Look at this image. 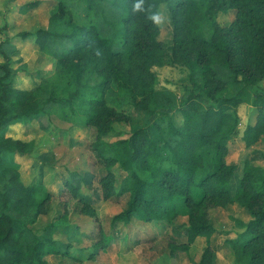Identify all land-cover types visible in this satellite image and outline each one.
<instances>
[{"label":"trees","instance_id":"16d2710c","mask_svg":"<svg viewBox=\"0 0 264 264\" xmlns=\"http://www.w3.org/2000/svg\"><path fill=\"white\" fill-rule=\"evenodd\" d=\"M57 1L46 27L11 37L10 24L0 26V264H46L45 254L58 242L54 227L69 222L66 209L62 222L48 224L39 234L30 227L21 228L11 213L35 211L34 223L53 193L42 183H25L18 167L6 161L8 154H26L31 144L7 137L3 131L16 120L52 109L67 121L96 128L91 145L106 168V174L100 175L104 199L126 197L122 210L112 218L114 225L129 224L134 218L171 225L185 205L187 242L179 246L186 250L198 236H206L207 247L194 264H214L211 237L217 229L210 221V209L237 203L249 216L236 219L240 232L227 231L228 251L236 264H264V166L245 160L239 188L232 194L238 165L226 161V143L240 131L239 108L249 97L256 115L242 139L246 146L264 142V89L260 86L264 0H111L119 11L113 36L102 35L94 23L81 20L71 0ZM81 1L89 9L97 4V0ZM42 2L30 0L24 9L28 12ZM164 4L172 18L171 44L161 39L156 22ZM229 9H236L237 18L223 26L219 12ZM15 37L23 41L34 37L39 51L54 57L53 69L35 72L31 87L16 84L27 65L14 67L22 58ZM57 39L63 44L60 53L52 51V41ZM170 54L190 69L192 88L178 107L182 124H176L172 112L158 101L154 67ZM111 90L131 100L135 115L115 107L123 103L108 99ZM117 121L132 123L129 136L102 140ZM152 126L159 141L153 138ZM116 165L126 172L120 183L113 172ZM67 185L84 208H90L91 202L77 194L78 186L72 181ZM179 246L171 244L173 251Z\"/></svg>","mask_w":264,"mask_h":264},{"label":"rangeland","instance_id":"374dc122","mask_svg":"<svg viewBox=\"0 0 264 264\" xmlns=\"http://www.w3.org/2000/svg\"><path fill=\"white\" fill-rule=\"evenodd\" d=\"M29 1L0 0V26L5 22L9 23L8 32L11 37L20 31H34L40 27H46L50 9L58 3L57 0H44L39 7L26 12L24 6ZM110 1L97 0V4L91 9L81 0H71L70 3L71 7L81 14V20L94 23L102 35L113 36L119 20V11ZM236 16V9L220 11L218 21L223 26H228L237 18ZM156 22L161 28V39L171 44L173 24L167 4L162 6ZM33 39L34 37L23 41L21 38H14V42L21 49L19 56L22 57L20 61L14 63V67L19 69L22 65H27V72H20L16 78V84L20 87H31L35 72H48L55 65L54 57L40 52ZM62 47L63 44L58 39L52 41V51L55 53H60ZM154 70L158 77L156 88L159 91V106H164L172 112L176 124H182L183 119L178 107L179 102L192 88L189 67L176 62L170 54L161 65L155 66ZM219 73L225 74L221 71ZM260 86L264 89V80ZM233 89V87L229 88L228 92L230 93ZM256 91L259 90L255 89ZM107 95L108 99L115 98L123 103L115 107L131 116L135 115L128 97L121 95L118 90H111ZM250 101H252L251 97L248 102L240 106L239 111L242 116L249 115ZM153 117L151 116V119ZM254 117L253 114L252 119ZM113 126V131L101 136L102 140L114 142L128 137L133 130L132 123L128 121H117L113 123ZM151 131L153 138L159 141L157 129L152 126ZM3 134L30 142L31 145L26 154H8L6 161L18 167L25 183L30 184L34 181L42 183L53 193L50 203L46 205V211L34 223L31 220L35 216V211L28 215H21L12 210L11 213L18 219V225L21 228L30 227L42 234L48 224L58 220L63 221L66 209L69 212H67L68 224L58 225L53 229V237L58 242L45 254L46 264H194L201 260L207 247L206 236H198L186 250L179 246L183 244V241L187 242L188 217L185 205L180 207V216L171 225L168 224L167 228H163L160 223L154 225L135 218L129 224L118 222L114 225L112 223V217L121 211V204L126 197L117 198L115 203L104 199L100 175L106 174V168L101 161H97V154L91 145L96 138V128L67 121L60 116L57 109H52L37 117L12 122L4 129ZM260 153L262 154L261 151L258 152ZM241 169L242 165L232 178V194L239 188ZM113 172L118 183L126 175L120 165L114 166ZM68 181L78 186L77 194L91 202L90 208L85 209L78 201L75 197L76 193L70 191ZM85 211L89 214L84 213ZM226 212L230 214V219L227 218ZM248 216V212L238 205L210 209V221L218 227L215 226L217 232L211 237L215 252L214 264H236L233 254L228 251L225 239L228 235L227 231L242 230L236 223V219H246ZM230 220L233 222L232 227L229 226ZM136 224L140 225L141 235H145L143 237L145 244L151 242L157 245L156 250L152 249L151 253V259L154 262L149 261L145 255L137 258L136 253L141 246L144 245V251L148 247L142 243L143 241L137 243L136 249H127L128 243L132 241L131 235L133 234L136 238V234L130 231V228ZM233 234L230 233V235ZM172 243L179 246L174 251L171 247ZM140 253L144 252L140 251Z\"/></svg>","mask_w":264,"mask_h":264},{"label":"crops","instance_id":"0c3cea01","mask_svg":"<svg viewBox=\"0 0 264 264\" xmlns=\"http://www.w3.org/2000/svg\"><path fill=\"white\" fill-rule=\"evenodd\" d=\"M255 110H256L255 107L249 105L248 106V112H249L248 116H246V115L242 116L240 111H239L240 116H241V124H242V126H239V130L240 131L238 132V134H236V136L232 137V139L228 140L227 143H226V147H227L226 161L228 163H230V164H237L238 165V168H237L236 172L239 170L240 166L242 165L241 175L240 176H242L244 161L247 160V159H249L254 164L261 165L262 167L264 166V142L263 141H259V142L255 143V144L251 145V146H246L245 141L242 139V135H243V132H244L247 124L250 122V120L253 121L255 119V117H254V119H252L253 118V114H254V116L256 115V111ZM248 117H249V119H248ZM242 118H243V120H242ZM259 151H261L262 154L261 153L258 154ZM107 200L110 201V199H107ZM111 201L114 202L115 200H111ZM237 205H238L237 203L234 204L235 207ZM238 206H240V205H238ZM121 208H122V206H121ZM120 210H122V209H120ZM226 214H227V218L230 219L229 218L230 214H228L227 212H226ZM158 223H160V222H158ZM158 223H153V224L155 225V224H158ZM232 224H233V222H232V220H230L229 226L232 227ZM160 225H162L163 228H167L168 227L167 225H165L163 223H160ZM130 231H132V233L134 232V234H136V238L137 239L132 234L131 235L132 236L131 237L132 241L130 243H128L127 249H129V250L133 249L134 250V248L137 245V243H139L141 241H143L142 243L145 244L144 238H143L145 235L144 236H143V234L141 235V233H140L141 232L140 225L136 224L134 227L130 228ZM143 246L144 245H142L141 249L139 251H137V253H136L137 258L139 259L142 255L143 256L145 255L149 259V261L151 260V261L154 262V260L151 259L152 258L151 253L157 247V245L154 244V243H151V242H147L145 244V246H148V247H146L145 251H144V247ZM140 251L144 252V253H140Z\"/></svg>","mask_w":264,"mask_h":264},{"label":"clouds","instance_id":"9594fccd","mask_svg":"<svg viewBox=\"0 0 264 264\" xmlns=\"http://www.w3.org/2000/svg\"><path fill=\"white\" fill-rule=\"evenodd\" d=\"M137 7H139V4L137 5Z\"/></svg>","mask_w":264,"mask_h":264}]
</instances>
